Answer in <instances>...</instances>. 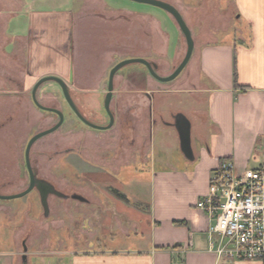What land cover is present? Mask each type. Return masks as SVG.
<instances>
[{
	"label": "crops",
	"instance_id": "crops-1",
	"mask_svg": "<svg viewBox=\"0 0 264 264\" xmlns=\"http://www.w3.org/2000/svg\"><path fill=\"white\" fill-rule=\"evenodd\" d=\"M157 1L180 13L193 40L180 75L162 83L144 66L127 65L113 78L109 130L76 126L69 113L65 124L45 136L47 143L59 136L58 130L79 133L78 154L87 169L83 178L94 186L77 192L84 200L78 202L110 211L116 228L108 234L110 245L89 236L86 250L72 264H264L210 253V222L196 209L221 162H231L236 174L264 167V0ZM131 5L121 0H0V179L9 177L15 162L29 182L25 150L19 158L7 147H24L32 137L23 141L16 132L34 129L40 120L42 130H48L59 121L33 104L32 91L40 80H61L80 115L105 127L113 66L139 58L167 77L166 68L178 62L181 52L185 56L180 31L177 55L168 56L167 16ZM61 93L47 81L35 99L64 112ZM181 119L189 124L190 155L182 150ZM69 141L63 138L70 155ZM31 168L36 179L54 188L51 179ZM127 186L133 189L130 195L123 189ZM132 203L137 205L131 212L123 206ZM7 209L0 204V212Z\"/></svg>",
	"mask_w": 264,
	"mask_h": 264
},
{
	"label": "rangeland",
	"instance_id": "rangeland-1",
	"mask_svg": "<svg viewBox=\"0 0 264 264\" xmlns=\"http://www.w3.org/2000/svg\"><path fill=\"white\" fill-rule=\"evenodd\" d=\"M121 2L133 4L131 6H135V8L152 9L169 18L166 22L167 42L168 56L172 60L177 55L178 38L181 34L177 24L175 21L173 22L174 19H171L165 11L146 4H137L128 0H121ZM183 54L181 52V58L173 67L166 68L168 73L172 74L180 65L184 58ZM131 66L143 67L141 64ZM124 68L127 67L120 70ZM163 69L160 68V71L164 72ZM61 99L65 106L64 112H61L63 124L67 121L70 113L76 126L89 129L74 115L62 93ZM40 122L42 123L41 120ZM41 123L34 129L27 128L16 133L24 136V141L28 134L33 137L45 131L40 127ZM57 132H59V136L49 139L47 143L49 135L37 141L29 153L31 167L36 169V174L39 177L48 181L51 179L56 194L49 196L50 198H47L46 203L43 204L41 195L35 188L21 198L0 203L9 207L5 212H0V264H24L23 261L25 264H72L73 259L86 250V242L92 235L96 237V240L103 242L102 245H110L108 234L112 229L116 231V228H112L110 224V211L107 214L100 207L93 204H80L73 199L78 196L77 192H83L84 187L94 186L88 179L83 178L84 171L87 169L78 154L79 133L72 132L64 135L63 131L58 130ZM63 138H70L68 143L71 148L70 155L66 154ZM25 148L26 146L14 149L7 147L6 151L8 154L18 155L20 158ZM10 166L12 168L8 169L9 177L0 179V192L13 190L22 193L29 185L23 168L21 166V170L18 171L15 162ZM107 186L109 187V184L103 185V187ZM123 189L129 195L133 190L128 186ZM139 190L143 197L142 190ZM108 197L112 199L109 194L105 195V198L111 200ZM100 199L105 203L103 196H100ZM133 204L137 205L132 203L128 207L127 205L123 206L131 212ZM128 215L131 214L128 213ZM91 244L92 246L98 245L96 242Z\"/></svg>",
	"mask_w": 264,
	"mask_h": 264
},
{
	"label": "built area",
	"instance_id": "built-area-1",
	"mask_svg": "<svg viewBox=\"0 0 264 264\" xmlns=\"http://www.w3.org/2000/svg\"><path fill=\"white\" fill-rule=\"evenodd\" d=\"M196 209L210 222V253L228 261L264 260V167L236 174L231 162H221Z\"/></svg>",
	"mask_w": 264,
	"mask_h": 264
},
{
	"label": "water",
	"instance_id": "water-1",
	"mask_svg": "<svg viewBox=\"0 0 264 264\" xmlns=\"http://www.w3.org/2000/svg\"><path fill=\"white\" fill-rule=\"evenodd\" d=\"M138 4H146L158 9H161L163 11H165L166 13H168L175 21V23L177 24L180 32L182 33V35L185 38L186 41V54L182 60V62L180 63V65L176 68V70L169 76L167 77H160L157 73H156V67L152 64H150L149 62H147L146 60L143 59H139V58H135V59H130V60H125L122 61L120 63H118L116 66H114L109 73V78H108V92L107 95L105 97V101H104V110L109 118V124L105 127H99L96 125L91 124L90 122H88L86 119H84L80 113L78 112V110L76 109V107L74 106L70 95L68 93V90L65 86V84L57 79V78H44L42 80H40L34 87L33 91H32V101L33 104L35 105L36 108H38L41 111H45V112H50L52 114H55L59 121L58 123L48 129L45 130L43 132H40L36 135H34L27 143L26 148H25V165H26V169H27V173H28V177H29V185L28 188L23 191L22 193L16 194V195H12V196H2L0 195V200L1 201H6V200H12V199H17V198H21L25 195H27L28 193H30L34 188H36L38 190V192L41 195V200L43 202V204L46 203V199L48 198V196L50 194L54 195L56 194L54 188L52 186H50L49 184H47L46 182L42 181V180H38L35 178L33 172H32V168L30 165V160H29V153L30 150L32 148V146L41 138L55 132L57 129L60 128V126L63 124V115L60 111L56 110V109H50V108H45L43 106H41L40 104H38V102L35 99V92L37 90V88L47 82V81H53L55 82L61 89L63 97L66 101V103L69 105V107L71 108L72 112L74 113V115L86 126L94 129V130H99V131H106L109 130L113 123H114V119H113V115L110 112V101H111V97H112V90H113V78L116 75V73L123 67L127 66V65H131V64H141L142 66H144L148 73L150 74V76L152 78H154L155 80L162 82V83H168L173 81L174 79H176L180 73L184 70V68L186 67L188 61L190 60L191 54H192V50H193V40L190 34V31L188 29V27L186 26L183 18L181 17L180 13L171 5L164 3V2H160L157 0H129ZM178 132H179V137H180V142H181V146H182V150L185 152V154L190 155V139H189V124L186 120L181 119L178 122ZM74 200L76 201H84L82 198H80V196L78 195L77 197H73Z\"/></svg>",
	"mask_w": 264,
	"mask_h": 264
},
{
	"label": "flooded vegetation",
	"instance_id": "flooded-vegetation-1",
	"mask_svg": "<svg viewBox=\"0 0 264 264\" xmlns=\"http://www.w3.org/2000/svg\"><path fill=\"white\" fill-rule=\"evenodd\" d=\"M92 124V123H91ZM108 124H109V122H108ZM32 172H33V174H34V171H33V169H32ZM34 176H35V174H34ZM36 178V177H35ZM28 179H29V177H28ZM35 189V188H34Z\"/></svg>",
	"mask_w": 264,
	"mask_h": 264
},
{
	"label": "trees",
	"instance_id": "trees-1",
	"mask_svg": "<svg viewBox=\"0 0 264 264\" xmlns=\"http://www.w3.org/2000/svg\"><path fill=\"white\" fill-rule=\"evenodd\" d=\"M236 75H235V73H234V77H235Z\"/></svg>",
	"mask_w": 264,
	"mask_h": 264
}]
</instances>
